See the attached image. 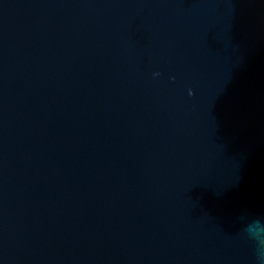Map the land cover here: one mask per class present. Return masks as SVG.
I'll return each instance as SVG.
<instances>
[{"label":"water","instance_id":"95a60500","mask_svg":"<svg viewBox=\"0 0 264 264\" xmlns=\"http://www.w3.org/2000/svg\"><path fill=\"white\" fill-rule=\"evenodd\" d=\"M249 226L264 0H0V264H264Z\"/></svg>","mask_w":264,"mask_h":264},{"label":"clouds","instance_id":"9594fccd","mask_svg":"<svg viewBox=\"0 0 264 264\" xmlns=\"http://www.w3.org/2000/svg\"><path fill=\"white\" fill-rule=\"evenodd\" d=\"M248 231L252 233L256 238L264 239V235H262L264 234V226H258L255 229H253L252 226H249Z\"/></svg>","mask_w":264,"mask_h":264}]
</instances>
